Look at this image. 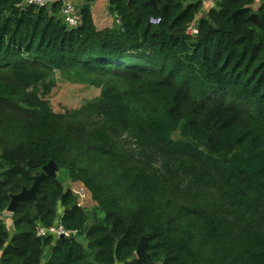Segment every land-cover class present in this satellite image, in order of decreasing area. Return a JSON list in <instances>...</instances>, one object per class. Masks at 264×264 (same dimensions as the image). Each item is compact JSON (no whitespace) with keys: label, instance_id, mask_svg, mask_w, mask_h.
<instances>
[{"label":"trees","instance_id":"1","mask_svg":"<svg viewBox=\"0 0 264 264\" xmlns=\"http://www.w3.org/2000/svg\"><path fill=\"white\" fill-rule=\"evenodd\" d=\"M22 1L0 0V214L51 161L102 219L88 224L90 211L45 177L11 214L10 241L0 218V264H40L47 249L46 264H264V6L219 0L200 16L199 1L111 0L119 29L97 32L88 12L69 29L61 4ZM66 69L100 101L55 114L28 98ZM177 128L204 150L174 141ZM59 205L86 247L35 236ZM142 236L150 261L135 257Z\"/></svg>","mask_w":264,"mask_h":264},{"label":"rangeland","instance_id":"2","mask_svg":"<svg viewBox=\"0 0 264 264\" xmlns=\"http://www.w3.org/2000/svg\"><path fill=\"white\" fill-rule=\"evenodd\" d=\"M26 92L29 99H45L55 114L80 110L89 104L97 103L101 99L100 89L88 83L87 77L77 74L70 69L48 72L44 80L31 86ZM247 122L248 120L245 117L240 121L242 125ZM179 134V129L177 128L172 134V139L177 142H185V145L190 150H204L203 145L199 141H185ZM64 174L65 171L61 170L59 172V179H63ZM82 192L86 196V203L82 206L90 211L87 223H98L102 219V214L96 209L89 192L85 188ZM93 212L95 213L92 214ZM10 223L11 220L5 219L7 229L10 228ZM82 244L86 246L87 242L82 240Z\"/></svg>","mask_w":264,"mask_h":264},{"label":"crops","instance_id":"3","mask_svg":"<svg viewBox=\"0 0 264 264\" xmlns=\"http://www.w3.org/2000/svg\"><path fill=\"white\" fill-rule=\"evenodd\" d=\"M66 3L71 4L74 7V17L81 23L83 12H88L91 16L93 27L97 32H104V31H113L119 29V22L117 20V16L113 10V8L110 5L111 0H64ZM196 1V0H193ZM261 6H264V0H255L254 3L251 5V10L254 13H257ZM210 7L202 5V11L201 15L203 16L207 9ZM58 15V14H57ZM117 27V28H116ZM61 170H58L56 172V178L59 183L63 186L64 190H69L73 197L77 198L78 192L82 191L84 187L78 183V182H72L69 178L67 172L65 171V174L63 176V179H59V172ZM95 205V204H94ZM96 207V206H95ZM64 208L62 206H58L56 217H60L63 214ZM88 213L89 210H86ZM4 220L8 218V220H11V214L6 213L4 216H0ZM10 228L7 229L8 233V240L12 238L14 235V230L12 227V222L10 223ZM7 228V226H6ZM82 240L87 242L85 238L83 237L80 240V243H82ZM86 247V246H84ZM51 250L47 249L43 253L40 259V264H46L48 259L50 258Z\"/></svg>","mask_w":264,"mask_h":264},{"label":"built area","instance_id":"4","mask_svg":"<svg viewBox=\"0 0 264 264\" xmlns=\"http://www.w3.org/2000/svg\"><path fill=\"white\" fill-rule=\"evenodd\" d=\"M201 2L202 5L214 8L219 0H196ZM55 4H61L59 16L62 19L63 24L68 27L69 29H76L80 26V22L74 17V7L66 3L64 0H23L21 4L19 5L20 8H28L33 7L35 9H50ZM152 24H158L159 19H152ZM188 31L191 35L196 34V28L195 26H191L188 28ZM77 206L84 208L82 205L86 203V196L85 194L80 191L77 194ZM6 210L0 214V216H4L6 214ZM10 214V213H9ZM62 215L57 218V221L50 226H37L35 228V236L39 239H45L48 237L53 238V240H58L61 238H68V239H75V240H81L82 236L80 235V232L76 229H69L66 228L62 224Z\"/></svg>","mask_w":264,"mask_h":264},{"label":"water","instance_id":"5","mask_svg":"<svg viewBox=\"0 0 264 264\" xmlns=\"http://www.w3.org/2000/svg\"><path fill=\"white\" fill-rule=\"evenodd\" d=\"M150 3L155 6V0H150ZM253 24L256 26L258 24V19L256 14H252L250 17ZM117 28V27H116ZM58 171V168L53 162H49L47 165H45L42 168V171L39 176L35 177L34 183L32 187L29 190L23 189L22 192L18 195L11 196V201L6 209V212L13 214L17 208V206L20 204V202L25 200H36V193L38 191L40 182L45 177H55L56 172ZM61 199V197H60ZM74 240V239H72ZM148 248V238L147 236H142L137 244L136 251H135V257L137 259H144L150 261V256L146 253V250Z\"/></svg>","mask_w":264,"mask_h":264}]
</instances>
